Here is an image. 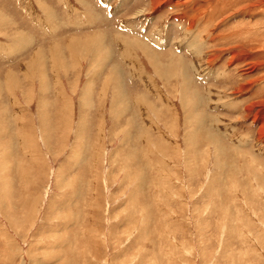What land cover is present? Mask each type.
<instances>
[{"label": "rangeland", "instance_id": "374dc122", "mask_svg": "<svg viewBox=\"0 0 264 264\" xmlns=\"http://www.w3.org/2000/svg\"><path fill=\"white\" fill-rule=\"evenodd\" d=\"M263 124L264 0H0V264H264Z\"/></svg>", "mask_w": 264, "mask_h": 264}, {"label": "bare ground", "instance_id": "6f19581e", "mask_svg": "<svg viewBox=\"0 0 264 264\" xmlns=\"http://www.w3.org/2000/svg\"><path fill=\"white\" fill-rule=\"evenodd\" d=\"M162 4V3H161ZM155 5H157V3H155L154 4V6ZM201 9V8H200ZM140 13V12H139ZM203 13V12H202ZM208 13V12H207ZM204 15V14H203ZM206 17V16H205ZM209 17V16H208ZM212 20V19H211ZM208 22V21H207ZM233 35V34H232ZM219 36V35H218ZM217 41V40H216ZM193 42V41H192ZM196 43V42H195ZM105 45V44H104ZM144 48H145V50H143L144 51V53L146 54V56L147 57H149V58H151L153 55H152V53L150 52V50H148L147 49V47H145L144 46ZM103 50H104V48H103ZM108 50V49H107ZM138 51V50H137ZM158 52V51H157ZM170 52H172V51H170ZM132 55V54H131ZM128 56H130V54L128 55ZM172 56V55H171ZM158 57V56H157ZM179 57V56H178ZM218 57V56H217ZM163 59V58H162ZM169 59V58H168ZM157 60H159V59H157ZM170 61V60H169ZM180 62H182V60H179ZM157 62V61H156ZM159 62V61H158ZM160 64H161V62H159ZM169 64V63H168ZM175 64V63H174ZM180 64V63H179ZM185 67H187L186 65H185V63L183 64ZM171 66V65H170ZM119 68V67H118ZM167 68H169V67H167ZM178 69L177 68H175V70H174V72H176ZM36 71V70H35ZM173 72V70H172V72H169V76L171 77V78H173V80H174V78H175V80H176V76L175 75H177V73H174ZM205 73V72H204ZM121 74V73H120ZM188 75V74H187ZM44 76V75H43ZM159 76H160V73H159ZM210 76V75H209ZM121 77V76H120ZM119 77V78H120ZM160 78H163L162 76H160ZM122 79V78H121ZM167 79V78H166ZM185 81H186V79H185ZM184 81V89L182 90V94H183V96H185V95H190V92H191V88H190V83L188 82V81H186L185 82ZM176 82V81H175ZM192 82V81H191ZM197 82V81H196ZM48 84V83H47ZM198 84V83H197ZM44 86V85H43ZM123 88V87H122ZM45 92V91H44ZM184 92V93H183ZM179 93V92H178ZM123 94V93H122ZM161 98V97H160ZM186 101H187V99H186ZM191 101V100H190ZM193 101V100H192ZM200 103V102H199ZM183 104L185 105V100L183 99ZM196 105V104H195ZM200 105V104H199ZM254 106V104L252 103L248 108H246V110L245 111H250L251 110V108ZM74 122V121H73ZM148 122H149V120H148ZM201 122V121H200ZM262 129V131H261V133L263 134L264 133V124H263V127L261 128ZM216 137L217 138V136L216 135H211L210 134V137L212 138V137ZM210 141V140H209ZM213 141H214V143L215 142H217L218 144H220V147H221V143L220 142H218V140L217 141H215L214 139H213ZM208 142V141H207ZM212 142V141H211ZM219 147V146H218ZM219 147V148H220ZM210 150V149H209ZM211 151V150H210ZM262 189V188H261ZM263 191H261V193H262ZM264 193V192H263Z\"/></svg>", "mask_w": 264, "mask_h": 264}, {"label": "crops", "instance_id": "0c3cea01", "mask_svg": "<svg viewBox=\"0 0 264 264\" xmlns=\"http://www.w3.org/2000/svg\"><path fill=\"white\" fill-rule=\"evenodd\" d=\"M134 51H136L137 53H139V51H137V49L136 50H134ZM127 55H129V54H127ZM126 56V54H123V57H125ZM122 57V58H123ZM123 61L125 62V58H123Z\"/></svg>", "mask_w": 264, "mask_h": 264}]
</instances>
